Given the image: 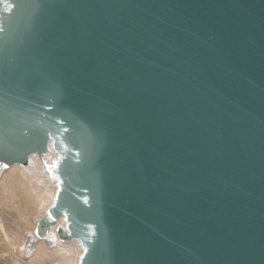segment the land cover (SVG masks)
I'll return each mask as SVG.
<instances>
[{
	"label": "water",
	"instance_id": "water-1",
	"mask_svg": "<svg viewBox=\"0 0 264 264\" xmlns=\"http://www.w3.org/2000/svg\"><path fill=\"white\" fill-rule=\"evenodd\" d=\"M50 140L78 264H264V0H0V165Z\"/></svg>",
	"mask_w": 264,
	"mask_h": 264
},
{
	"label": "bare ground",
	"instance_id": "bare-ground-1",
	"mask_svg": "<svg viewBox=\"0 0 264 264\" xmlns=\"http://www.w3.org/2000/svg\"><path fill=\"white\" fill-rule=\"evenodd\" d=\"M42 158L44 162L31 152L26 163L0 165V211L12 210L16 219L15 228L7 227L0 214L1 239L7 251L15 254L12 264H78L83 253L79 239L66 240L57 232L59 227H66L64 215L44 236L36 234L38 222L58 190V180L48 171L56 158L51 140Z\"/></svg>",
	"mask_w": 264,
	"mask_h": 264
},
{
	"label": "rangeland",
	"instance_id": "rangeland-1",
	"mask_svg": "<svg viewBox=\"0 0 264 264\" xmlns=\"http://www.w3.org/2000/svg\"><path fill=\"white\" fill-rule=\"evenodd\" d=\"M4 210L0 211L1 219H2L3 223L7 227L15 228L16 219H15L14 212L12 210H7V209H4ZM13 256H15V254H12V253L7 251V249L4 246V242L0 236V264H12L11 258ZM16 259L21 260L22 258L20 256H17Z\"/></svg>",
	"mask_w": 264,
	"mask_h": 264
}]
</instances>
